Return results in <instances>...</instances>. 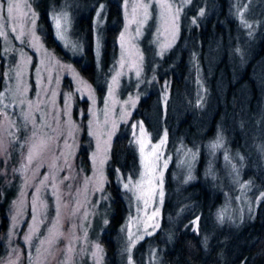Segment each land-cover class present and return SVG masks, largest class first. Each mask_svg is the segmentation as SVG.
Returning a JSON list of instances; mask_svg holds the SVG:
<instances>
[{
	"label": "rangeland",
	"instance_id": "374dc122",
	"mask_svg": "<svg viewBox=\"0 0 264 264\" xmlns=\"http://www.w3.org/2000/svg\"><path fill=\"white\" fill-rule=\"evenodd\" d=\"M39 1L11 0L15 6L11 13L9 0L0 3V198L6 199L0 224V264H103L105 242L115 252L109 264H164L160 250L171 241L177 221L185 217L176 208L172 215L171 205L163 211L168 191L175 196L172 202L190 201L192 209L198 207L195 197L200 195L203 204L198 209L207 211L220 189L221 203L214 209L217 222L213 225L208 215L205 218L215 242L231 240L237 224L264 197V188L256 189L241 175L244 158L250 167L256 166L252 142L263 150L264 100L254 101L251 111L247 85L249 96L242 92L244 98L239 97L243 112L234 119L225 108L222 78L216 91L206 90L201 65L192 56L191 83L190 79L182 81L169 93L165 76L182 74L177 66L183 57L177 54L165 66L161 61L177 41L182 20L187 28L184 49L194 41L198 19L204 12H214L215 17L221 15L220 29L209 25L217 57L233 37L237 65L231 67L239 76L238 65L242 68L244 59L264 44V0H227L230 17H236L239 26L222 12L225 0H120L116 52L108 63L101 56L104 2L94 6L98 0H60L47 9L49 32L61 54L45 44L48 31L40 18ZM193 2L200 5L196 12ZM161 3L166 7L161 8ZM144 5L149 13L146 22ZM113 21L109 24L114 25ZM89 24L101 95L76 65L88 41ZM169 42L171 46L162 51ZM204 56L203 73L210 77L215 61L209 63ZM254 75L247 81L264 91V58ZM155 91L139 116L132 118L140 99ZM218 105L223 106L218 121L228 132L214 125L211 138H201ZM121 125H129L139 171L135 177L120 179L121 201L113 203L105 189L106 163ZM147 125L158 133L156 138ZM200 139L205 151L201 166L211 185L184 191L195 178ZM238 145L246 149L244 155ZM80 148L87 149L86 157L77 156ZM30 150L37 152L31 163ZM115 212L116 231L107 226ZM163 212L167 224L161 228ZM160 228L161 239L138 248ZM130 236L135 243H130Z\"/></svg>",
	"mask_w": 264,
	"mask_h": 264
},
{
	"label": "trees",
	"instance_id": "16d2710c",
	"mask_svg": "<svg viewBox=\"0 0 264 264\" xmlns=\"http://www.w3.org/2000/svg\"><path fill=\"white\" fill-rule=\"evenodd\" d=\"M50 0H40L38 2V7L40 10V18L41 21L44 20L47 25L46 29L48 31L47 34L44 35L45 44L48 47H51L56 52H60L63 54L60 45L55 41L52 34L49 32V23L46 17L47 9L51 5H56L60 2V0H53L52 3H49ZM104 2L106 5L105 11V26L103 29V37L101 43L102 49V57L103 62L108 63L114 56L116 52V35L117 30L120 25L121 16H120V0H98L97 3ZM223 2V0H222ZM227 0L223 2V13L225 16H228L229 21L233 25H238L239 22L236 17L232 18L230 15H233L229 7H227ZM93 6V7H94ZM200 6L197 3H192V11L196 12L197 7ZM91 8V11L93 9ZM90 11V13H91ZM191 10L189 12H192ZM89 13V19H90ZM194 13L188 14L189 16ZM221 15H217L215 17V13L211 12L203 15L198 19V25L193 26L194 34L193 38L194 41L189 44L186 48L183 47V41L187 33V28L183 25V20L181 21V31L177 38L175 44L165 53L164 58L162 59V63L167 65V63L172 62L173 58L176 60V55L180 54L183 58L178 63L177 69L182 72L179 77H176L175 74H172L171 78H168V92L172 93L173 87L175 85H181L182 81L191 79L193 77V70L191 71L192 64V56L193 62H198V65H201V72H202V80L203 84L205 81L206 90L208 87L212 90H217L219 83L218 80L222 78V82L224 84V99L225 100V108L229 110L228 114H231L234 119L239 117L240 112V100L239 97L243 96L244 93L246 98L249 96L247 90V85L251 87V93L247 100L248 108L253 111V103L254 101H262L264 100V91L261 90L257 86V84H250L247 80L250 77H255L254 73L258 70V64L264 58V44L256 47L252 53L244 59L243 67L240 68L238 65V70H241V74L239 76H235L232 70L231 65H237L235 60H237V55L234 54V46L235 41L234 38L230 36L231 40H226L222 53L217 57L219 50L217 49L214 36L215 34L212 33L209 25L213 24L216 30L220 29V25L218 24V17ZM230 17V18H229ZM114 19V25L109 24L110 20ZM226 18V20L228 21ZM228 21V22H229ZM90 23V20H88ZM243 30V28H240ZM88 41L86 46L84 47V51L82 56L76 60V65L80 69L81 73L87 78L90 82L97 86V90L99 95H101L103 87L99 84V79L96 76L97 72L95 69L94 64V54H93V37L91 33V28L89 24L88 30ZM210 43V44H209ZM193 52L192 54H190ZM204 54L207 56V60L209 63L211 61H215L214 65L212 66L213 72L211 73L210 77H206L208 74H204V66H203V57ZM240 64V63H239ZM104 66H106L104 64ZM186 71V72H185ZM184 74V75H183ZM97 77V78H96ZM215 80L212 83V80ZM214 84L216 88H214ZM208 89V90H209ZM155 92H149L144 98H141L137 109L133 112L132 118L139 116L142 109L149 103L151 96L156 94ZM244 92V93H242ZM157 98V97H156ZM84 103V100H81ZM217 111L210 115V120L208 123V127L202 133L201 138L204 136L208 139L212 136V131L214 125L218 126L219 129L228 132L226 127L221 126L219 123L220 118V111H223V106L220 108L218 105ZM227 115V114H226ZM191 116V115H190ZM84 119L81 120L82 123V133H81V140L84 141L86 139V129L85 125L83 124ZM147 128L150 131L152 138H156L157 132L153 131L152 128L147 125ZM170 134V132H169ZM172 135H170L171 138ZM204 142L200 139L199 141V149H198V157L197 163L195 165V178L193 181L188 183L183 187V190L186 191L187 189H194L197 186H202L205 184L208 186L211 185L209 180L207 179V175L204 174L202 169V160L204 157ZM237 148L241 151L244 155L246 149L242 145H238ZM251 150L255 154L256 166L254 168L249 166L247 163V159L243 161L242 168H241V175L249 179L250 183L256 185V189L264 188V141H263V150L257 149L254 147L252 142ZM86 148H80L77 156L78 157H86ZM248 168V169H247ZM169 170V169H168ZM139 171V162L138 156L135 149V145L132 142L129 125H121L117 134L114 136L111 146H110V153L109 158L106 163V174H107V182L105 183L106 192H108L109 197L114 201L113 203H117L121 201V189H120V179L126 177H135L137 176ZM243 171V172H242ZM223 175V174H220ZM227 179V176H225ZM210 183V185L208 184ZM166 185H170V176L168 177L167 171V181ZM168 191V190H167ZM218 197L216 198L215 202L212 203L207 211L199 210L198 208H202V202H200V195H196V200L198 203V207L192 209V204L190 201L186 202H179L175 203L172 202V199L175 198L172 193L168 191L163 211L170 206L173 208L171 210L172 215L174 214V208H176L175 212L181 210L180 214L185 215L184 218L177 221L175 224V230L172 236L171 241L165 242L166 245L161 252V259L163 260L164 264H190L188 259L191 260L192 264H264V197H261L257 205L254 209V212L245 220L240 221L236 230L234 231L233 235L230 236L231 240L222 238L220 242H215L213 238L209 235L211 225L207 223L205 216H209V222L213 225L217 222L214 209L219 203H221V190L217 188ZM1 193V192H0ZM207 198H209V194L206 192ZM6 200V199H5ZM4 199L0 198V224H3L4 221V209L6 207V202ZM172 202V203H171ZM179 215V213H178ZM107 223L108 227H111L116 231L119 220L118 214L115 212L110 215V218ZM167 224L165 219V212H163V219H162V226ZM156 231L153 235L144 238L139 247H143L148 242H152V240L160 238L161 234L163 233L162 229ZM2 230V225L0 226ZM228 229V227H225ZM225 241V243H223ZM105 249V259L103 264H109L111 261L114 260L115 252L112 249V246L108 243H103ZM178 256H181L180 259Z\"/></svg>",
	"mask_w": 264,
	"mask_h": 264
},
{
	"label": "snow or ice",
	"instance_id": "6c2138e0",
	"mask_svg": "<svg viewBox=\"0 0 264 264\" xmlns=\"http://www.w3.org/2000/svg\"><path fill=\"white\" fill-rule=\"evenodd\" d=\"M3 2V0H0V3H2ZM13 7H15L14 5H12V3H11V0H9V7H8V12L9 13H11L12 11H13ZM147 7H148V5H144V13H143V22H146L147 21V19H148V15H149V13L147 12ZM160 7L161 8H165L166 6L163 4V3H161V5H160ZM103 10V5H101V11ZM98 15H100V13H98ZM57 27L59 28L60 27V24H59V21L57 20ZM171 46V42H169V43H166L164 46H163V48H162V51L163 50H166L168 47H170ZM134 127H137V126H135L134 125ZM41 144H43V142H41ZM219 146V143H217V145H214V147H218ZM34 149H35V146H34ZM36 154H37V152H36V150H30V155H29V163H31V161L35 158V156H36ZM48 179V177L46 176L45 177V181ZM42 184L44 183L43 181L41 182ZM125 187H128V185H125ZM39 191V190H38ZM161 195H162V193H161ZM148 234H151V233H148ZM130 243H135V238H134V236H130Z\"/></svg>",
	"mask_w": 264,
	"mask_h": 264
},
{
	"label": "bare ground",
	"instance_id": "6f19581e",
	"mask_svg": "<svg viewBox=\"0 0 264 264\" xmlns=\"http://www.w3.org/2000/svg\"><path fill=\"white\" fill-rule=\"evenodd\" d=\"M101 56H102V55H101ZM96 68H97V67H96ZM96 68H95V69H96ZM100 68H101V67H100ZM102 70H103V68H102ZM102 70H101V71H102ZM97 71H98V70H97ZM101 71H100V72H101ZM104 72H105V71H104ZM103 75H104V74H103ZM96 76H97V75H96ZM101 76H102V75H101ZM98 77H99V76H98ZM96 78H97V77H96ZM98 79H99V78H98ZM99 80H100V79H99ZM189 108H190V107H189ZM189 108H187V109H189ZM189 110H190V109H189ZM187 112H188V111H187ZM189 113H190V112H189ZM154 115H155V114H154ZM158 115H159V114H158ZM150 116H151V114H150ZM198 116H199V115H198ZM188 117H189V116H188ZM187 120H188V119H187ZM189 123H190V122H189ZM194 129H195V128H194ZM191 130H192V129H191Z\"/></svg>",
	"mask_w": 264,
	"mask_h": 264
},
{
	"label": "flooded vegetation",
	"instance_id": "af4514ba",
	"mask_svg": "<svg viewBox=\"0 0 264 264\" xmlns=\"http://www.w3.org/2000/svg\"><path fill=\"white\" fill-rule=\"evenodd\" d=\"M41 19H42V18H41ZM42 22H43V23H45V26L47 25V23H46V22H44L43 20H42ZM42 33H43V31H42Z\"/></svg>",
	"mask_w": 264,
	"mask_h": 264
}]
</instances>
